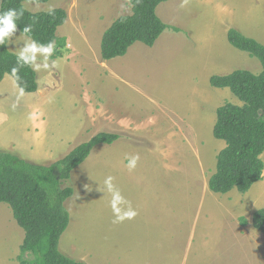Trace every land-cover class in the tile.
Here are the masks:
<instances>
[{
	"label": "rangeland",
	"instance_id": "obj_1",
	"mask_svg": "<svg viewBox=\"0 0 264 264\" xmlns=\"http://www.w3.org/2000/svg\"><path fill=\"white\" fill-rule=\"evenodd\" d=\"M24 6L33 13L63 9L68 17L57 36L67 47L56 59L53 52L30 54L37 93L22 92L11 76L0 84V152L50 166L99 133L121 136L96 147L73 172L61 252L86 264H264V236L252 225L264 208V176L246 194L209 189L226 147L213 136L216 112L227 103L242 105L211 79L261 72L259 61L233 48L227 33L235 29L264 45V0H170L157 15L179 33L170 28L153 47L136 43L107 62L102 37L131 15L128 0ZM31 41L16 28L8 48L20 55ZM109 176L124 200L119 214L135 211L132 219L114 222L104 183ZM23 240L12 210L0 204V264H20Z\"/></svg>",
	"mask_w": 264,
	"mask_h": 264
},
{
	"label": "trees",
	"instance_id": "obj_2",
	"mask_svg": "<svg viewBox=\"0 0 264 264\" xmlns=\"http://www.w3.org/2000/svg\"><path fill=\"white\" fill-rule=\"evenodd\" d=\"M48 1L1 0L0 12L10 8L22 10L23 16L13 21L17 29L38 44L54 42L51 58L56 59L63 56L61 51L67 47V39L57 36L58 29L66 23L67 13L63 9L33 13L24 6ZM168 1L128 0L131 15L117 19L102 37V59L107 62L124 57L136 43L153 47L171 28L157 15L158 7ZM26 26L31 28L28 33L23 32ZM171 29L180 32L177 27ZM227 39L233 48L258 60L262 70L259 74L237 70L211 79L212 87L229 89L242 105L227 103L216 112L213 136L225 142L226 147L217 156L209 189L220 195L233 190L246 194L263 180L264 174L261 158L264 154V45L235 29L228 31ZM18 56L8 48L7 37V41L0 44V84L6 76H11L22 92L35 94L39 91L35 60L30 55L31 65H28L18 62ZM120 137L113 133H99L50 166L31 164L16 155L0 152V204L10 207L17 225L24 231L20 257L26 254L33 257V260L23 261L18 256L20 264H86L72 259L59 248L70 222L66 203L73 197L74 187L69 183L73 172L96 147L112 145ZM246 223L242 220L243 225ZM252 225L264 235V208L253 214Z\"/></svg>",
	"mask_w": 264,
	"mask_h": 264
},
{
	"label": "clouds",
	"instance_id": "obj_3",
	"mask_svg": "<svg viewBox=\"0 0 264 264\" xmlns=\"http://www.w3.org/2000/svg\"><path fill=\"white\" fill-rule=\"evenodd\" d=\"M23 16V11H18L15 8H10L4 12H0V24H3V27H0V44H4L7 41V37L10 32L16 30L17 25L14 23V20H18ZM31 31L30 26H26L23 29L24 33H28ZM54 51V42H49L47 45L44 44H38L36 41H31L28 43V46L24 49V51L18 56V62H23L24 64L31 65V59L30 54H35L37 52L42 53H52ZM31 58H34V55L31 56ZM54 63H57L54 61ZM15 69H13V72L15 73ZM139 159V157H132L129 161V167H135L136 161ZM264 176V174H263ZM113 178L109 176L105 180V186L107 190L112 193V207L117 212L116 221L119 222L123 219H132L135 217L136 212L135 211H127L123 213V215L119 214V210L117 206L124 202L123 197L121 196L120 192L116 190L112 184ZM255 229V228H254ZM263 235V234H262ZM264 236V235H263Z\"/></svg>",
	"mask_w": 264,
	"mask_h": 264
},
{
	"label": "crops",
	"instance_id": "obj_4",
	"mask_svg": "<svg viewBox=\"0 0 264 264\" xmlns=\"http://www.w3.org/2000/svg\"><path fill=\"white\" fill-rule=\"evenodd\" d=\"M225 29V28H224ZM223 34H226L225 33V31H223ZM87 111V114L89 113V111L88 110H86ZM106 112H107V110H105V112H104V115L106 114ZM91 116V115H90ZM113 117L115 118H119V120L120 121H122V119H121V117L119 116V114H117V113H113ZM90 118H92V117H90ZM108 119V118H107ZM88 120H89V118H88ZM98 120V119H97ZM115 121H117V120H115ZM120 121H118V122H120ZM126 122H130V124H131V121L129 120V119H127V121ZM122 124V123H121ZM65 238V237H64ZM64 238L62 239L63 241H64ZM72 245H73V240H69V243H68V249H70L72 252H73V247H72Z\"/></svg>",
	"mask_w": 264,
	"mask_h": 264
}]
</instances>
